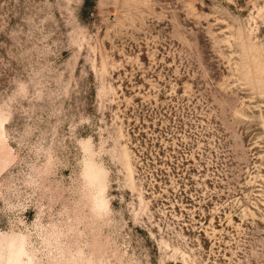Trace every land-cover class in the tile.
I'll use <instances>...</instances> for the list:
<instances>
[{
  "label": "rangeland",
  "instance_id": "rangeland-1",
  "mask_svg": "<svg viewBox=\"0 0 264 264\" xmlns=\"http://www.w3.org/2000/svg\"><path fill=\"white\" fill-rule=\"evenodd\" d=\"M0 264H264V0H0Z\"/></svg>",
  "mask_w": 264,
  "mask_h": 264
},
{
  "label": "trees",
  "instance_id": "trees-1",
  "mask_svg": "<svg viewBox=\"0 0 264 264\" xmlns=\"http://www.w3.org/2000/svg\"><path fill=\"white\" fill-rule=\"evenodd\" d=\"M88 1V0H87Z\"/></svg>",
  "mask_w": 264,
  "mask_h": 264
}]
</instances>
